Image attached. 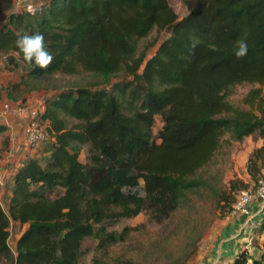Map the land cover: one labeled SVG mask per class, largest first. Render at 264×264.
<instances>
[{
  "label": "trees",
  "instance_id": "1",
  "mask_svg": "<svg viewBox=\"0 0 264 264\" xmlns=\"http://www.w3.org/2000/svg\"><path fill=\"white\" fill-rule=\"evenodd\" d=\"M181 1L182 17L167 0H43L33 13L0 0V61L24 72L6 87V101L19 86L33 91L32 81L57 73L93 78L45 97L50 138L37 148L46 153L21 162L6 207L0 203V264H81L84 241L101 250L128 236L133 229H114L122 220L145 214L162 224L191 208L190 195L209 188L200 173L228 139L264 136V0ZM153 31L167 36L148 56L139 43ZM18 32L44 35L54 57L47 70L16 56ZM241 40L248 53L237 60ZM240 85L251 86L242 100L247 109L228 100ZM5 130L0 124V134ZM263 163L264 147L254 149L245 169L255 183ZM134 188L147 195L139 198ZM246 188L232 181L234 199L219 192L217 207L231 212ZM11 224L25 226L12 247ZM260 254L264 261V242ZM246 258L242 250L232 264Z\"/></svg>",
  "mask_w": 264,
  "mask_h": 264
},
{
  "label": "rangeland",
  "instance_id": "2",
  "mask_svg": "<svg viewBox=\"0 0 264 264\" xmlns=\"http://www.w3.org/2000/svg\"><path fill=\"white\" fill-rule=\"evenodd\" d=\"M171 8L178 17L186 13V8L181 0H167ZM197 0H189L190 4ZM15 10V8H14ZM5 18L4 13H0V22ZM166 33H156L153 31L148 38L140 41V50H148L150 56L158 46L159 42L166 37ZM19 73L14 72L12 76L7 77V83L15 84L18 81ZM93 78L85 73L79 72L75 76H64L54 74L44 78L41 82L31 83L32 95L29 99L42 98L40 102L44 103L45 97L52 90L73 85L86 84ZM251 88L248 85H240L234 88L232 95L228 98L229 102L238 108L247 109L242 103L246 92ZM5 93L0 96V105L4 100ZM23 104V103H18ZM11 116L0 114V124H8L7 132L0 134V161L8 158L11 164L5 163L3 169L6 170L7 181L0 184V203L3 208L6 207L5 194L9 188V170L13 166L19 165L25 161L28 156L42 157L45 150L35 147H29L22 142L18 143L16 136L12 132L10 122H15ZM22 120V119H21ZM14 124V123H12ZM161 126L159 118L155 119L154 132ZM22 136V131L19 129ZM228 139L225 135L223 138ZM9 141L10 145L8 147ZM25 144V145H24ZM264 147V136L252 134L244 138L241 142H232L228 139L223 143L215 153L211 162L202 170L201 176L207 181L209 188L201 189L190 195L192 202L191 208L183 207L177 211L169 220L162 224L153 223L147 215L140 214L132 219L122 220L114 229L121 231L123 228H131L128 236L122 241L109 245L104 249H96L95 243L90 240L83 242V247L89 251L82 259L81 264H92V259L110 261L113 258L130 259L133 264H192L199 257H203L204 252L213 245L223 229L228 225L231 219L229 206L223 209L217 207L214 199L220 192H225L230 199H234L236 192L230 190V183L241 182L243 185L253 188L255 180L251 179L245 169L248 157L254 149ZM37 148V149H36ZM45 149V148H44ZM18 152V154H16ZM17 157V158H16ZM84 160V154L80 158ZM264 169V163H263ZM3 180V179H2ZM236 189H239L238 187ZM25 226L11 224L9 245L12 247L15 240ZM195 251H194V250ZM194 252V253H193ZM192 254V257L187 256Z\"/></svg>",
  "mask_w": 264,
  "mask_h": 264
},
{
  "label": "crops",
  "instance_id": "3",
  "mask_svg": "<svg viewBox=\"0 0 264 264\" xmlns=\"http://www.w3.org/2000/svg\"><path fill=\"white\" fill-rule=\"evenodd\" d=\"M14 72L19 73L18 81L14 83H18L23 77L24 72L21 68L15 69L12 71H8L3 68V63L0 61V96L2 93L5 92L6 87H8L7 77L10 75L12 76ZM20 87V93L15 94L13 96V100H10V103L16 105L18 103H23L27 105H35L42 100V98H34L29 99L28 96L32 95L31 91L24 90L23 86ZM8 97V93H5L4 100L6 101ZM15 122H10L12 127V132L17 138L18 143L22 139V142L25 143L22 126L24 124V120L21 119H14ZM14 123V124H12ZM7 128L9 127L6 123H1ZM19 129L22 131V136L19 134ZM7 141V140H6ZM8 147L10 145L9 141H7ZM25 145V144H24ZM18 154V152H16ZM17 158V157H16ZM13 162V160H11ZM8 158L0 161V184L3 186L4 180L7 181V175H5L6 170L3 169L5 163L11 164ZM21 164V163H20ZM19 164V165H20ZM13 166L11 170H9L10 178H12L13 172L16 168L19 167ZM261 174L264 176V169L263 167L260 170ZM3 179V180H2ZM11 182V181H10ZM9 182V183H10ZM9 194V188L6 191L5 197ZM250 209V218L243 217L240 215L231 216L230 221H228V225L223 229L222 233L218 240L211 245L208 249L205 250L203 257H199L195 260L192 264H232L233 260L235 259L236 255L245 250L247 253V257L251 258L253 261H263L261 259L263 241H262V231H263V224H264V207L260 206L259 203L253 202L249 205ZM249 242V243H248ZM264 262V261H263Z\"/></svg>",
  "mask_w": 264,
  "mask_h": 264
},
{
  "label": "built area",
  "instance_id": "4",
  "mask_svg": "<svg viewBox=\"0 0 264 264\" xmlns=\"http://www.w3.org/2000/svg\"><path fill=\"white\" fill-rule=\"evenodd\" d=\"M43 0H15V11H26L33 13L39 2ZM45 106L43 102L35 105L12 104L9 101H3L0 105V114L3 116H11L15 119L24 120L23 135L25 144L29 147H36L40 143H44L50 138L47 122L42 118ZM253 202L259 203L264 207V177L259 178L253 188L247 187L242 189L236 195L231 205V216L240 215L250 218L249 205ZM264 242V224L261 233ZM249 243V242H248ZM243 264H255L254 261L247 257Z\"/></svg>",
  "mask_w": 264,
  "mask_h": 264
},
{
  "label": "clouds",
  "instance_id": "5",
  "mask_svg": "<svg viewBox=\"0 0 264 264\" xmlns=\"http://www.w3.org/2000/svg\"><path fill=\"white\" fill-rule=\"evenodd\" d=\"M44 35L40 32L34 34H21L17 33V39L15 40L16 56L21 57L23 62L27 64H34L40 70H47L51 65L54 57L45 47ZM239 46L234 52V56L237 60L242 59L248 53L247 42L241 40L238 42ZM125 188L129 186H124ZM124 191V188L121 189ZM133 194L138 195L139 198H143L147 193L142 189H131Z\"/></svg>",
  "mask_w": 264,
  "mask_h": 264
}]
</instances>
